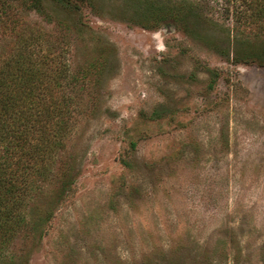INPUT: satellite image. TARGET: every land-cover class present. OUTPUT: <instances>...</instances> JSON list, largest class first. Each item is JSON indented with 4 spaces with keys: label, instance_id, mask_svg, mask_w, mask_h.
Here are the masks:
<instances>
[{
    "label": "rangeland",
    "instance_id": "obj_1",
    "mask_svg": "<svg viewBox=\"0 0 264 264\" xmlns=\"http://www.w3.org/2000/svg\"><path fill=\"white\" fill-rule=\"evenodd\" d=\"M33 2L0 0V50L21 32L54 42L71 113L0 264H264L249 0Z\"/></svg>",
    "mask_w": 264,
    "mask_h": 264
},
{
    "label": "trees",
    "instance_id": "obj_2",
    "mask_svg": "<svg viewBox=\"0 0 264 264\" xmlns=\"http://www.w3.org/2000/svg\"><path fill=\"white\" fill-rule=\"evenodd\" d=\"M246 14L237 23L264 27V0H249ZM46 37L21 32L9 52L0 50V256L29 224L28 198L50 174L71 113L68 65Z\"/></svg>",
    "mask_w": 264,
    "mask_h": 264
}]
</instances>
